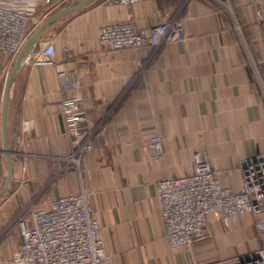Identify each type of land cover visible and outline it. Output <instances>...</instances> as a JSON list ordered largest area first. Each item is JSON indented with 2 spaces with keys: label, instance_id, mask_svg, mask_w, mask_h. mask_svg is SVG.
Returning a JSON list of instances; mask_svg holds the SVG:
<instances>
[{
  "label": "crops",
  "instance_id": "obj_1",
  "mask_svg": "<svg viewBox=\"0 0 264 264\" xmlns=\"http://www.w3.org/2000/svg\"><path fill=\"white\" fill-rule=\"evenodd\" d=\"M36 1L42 11L44 0ZM69 5L51 9L44 20ZM177 19L183 41L117 51L98 42L105 24L133 20L150 28ZM49 43L56 66H35L33 57ZM17 56L0 55V190L8 176L6 156L12 160L0 196V264L19 247V236L7 229L24 204L43 208L82 188L100 223L107 264H210L262 246L251 214L227 227L211 213V236L192 246L193 256L187 247H171L157 187L192 174L201 155L219 184L238 192L244 161L264 155V23L250 0H91L62 16L44 30L10 83L6 152L3 99ZM62 71L74 72L81 83L86 120L79 140L95 135L82 174L57 178L52 158L76 149L62 112L70 95ZM156 135L163 140L161 160L148 150Z\"/></svg>",
  "mask_w": 264,
  "mask_h": 264
},
{
  "label": "built area",
  "instance_id": "obj_2",
  "mask_svg": "<svg viewBox=\"0 0 264 264\" xmlns=\"http://www.w3.org/2000/svg\"><path fill=\"white\" fill-rule=\"evenodd\" d=\"M54 0H44L50 5ZM77 0H66L73 4ZM136 4L139 0H120ZM258 21L264 23V0H250ZM36 0H0V55L15 57L29 36L31 22L39 23ZM185 30L181 20L162 23L150 28H138L133 20L102 25L98 42L106 49L117 51L142 47L157 48L165 43L183 41ZM35 66H56V51L52 43L43 46L33 57ZM76 73V72H75ZM59 76L70 95L62 103L67 132L74 136L76 149L60 164L56 173L74 169L82 174V158L94 146L95 133L79 140L86 120L83 95L78 75L62 71ZM100 130L101 127H99ZM148 150L150 158L165 156L163 140L154 136ZM243 184L235 192L223 188L214 175L210 163L201 155L195 157L192 174L167 178L157 183L160 213L165 236L171 247L188 249L211 236L208 215L214 213L229 227L244 214L255 218V227L262 246L247 255L219 260L210 264H264V155L244 161ZM19 247L5 264H107L109 255L101 236L100 223L95 216L87 189L64 197L49 199L43 208H32L17 222Z\"/></svg>",
  "mask_w": 264,
  "mask_h": 264
},
{
  "label": "water",
  "instance_id": "obj_3",
  "mask_svg": "<svg viewBox=\"0 0 264 264\" xmlns=\"http://www.w3.org/2000/svg\"><path fill=\"white\" fill-rule=\"evenodd\" d=\"M91 0H77L73 4H70L68 7L59 10L50 16H48L36 29L35 31L28 37L24 45L22 46L21 50L19 51V54L16 58L15 64L8 74L6 84H5V91H4V101H3V109H2V126H3V141H4V148L6 152H9L8 149V142H7V114H8V100H9V87L10 83L13 79V77L16 75L20 67L24 64V62L27 60V55L30 52V50L36 45L38 40L40 39L41 34L44 32V30L54 23L56 20L61 18L62 16L66 15L69 12H72L74 10H78L81 7H83L85 4H87ZM8 161V176L6 183L4 187L0 190V196L7 190L8 185L11 180L12 175V160L10 154L7 156Z\"/></svg>",
  "mask_w": 264,
  "mask_h": 264
},
{
  "label": "rangeland",
  "instance_id": "obj_4",
  "mask_svg": "<svg viewBox=\"0 0 264 264\" xmlns=\"http://www.w3.org/2000/svg\"><path fill=\"white\" fill-rule=\"evenodd\" d=\"M65 4H67L66 3V0H54L53 1V3L52 4H50V5H45V7L42 9V11L41 10H39L38 11V13H39V23L42 21V20H44V18L45 17H43L44 16V14H46L48 11L50 12V10L51 9H54V8H56L57 6L59 7L60 5L61 6H64ZM38 23V24H39ZM38 24L36 25V26H34V23L33 22H31V24L29 25V31L30 30H32L33 29V27H37L38 26ZM35 28L33 29V31L32 32H34V30H35ZM31 34V33H30ZM29 37V36H28ZM68 157V156H67ZM52 162H53V164L56 166V171H54L53 172V176H54V174H55V176H56V173H58V171H59V169H60V164H62V165H66L67 164V158H66V161H61L60 159H56V158H52ZM67 171H71V172H74V169L72 170V169H70V170H67ZM67 171H65V172H63L62 174H65V173H67ZM61 174V175H62ZM60 175V176H61ZM59 176V177H60ZM55 178V177H54ZM58 178V177H57ZM2 203V202H1ZM33 205H35V204H33V203H28V204H24L20 209H19V215L18 214H16V217H15V219H13L11 222H12V224L10 225V227H8V229H7V231L9 232V231H11L13 234H15L16 236L18 235L19 236V232H18V228H17V222H18V220H19V218L21 217V215H23V214H25V213H27L28 211H30V209H32L33 208ZM194 248H190V249H188V250H186L187 251V254L188 255H191V256H193L192 254L193 253H195V251L193 250ZM108 255H109V253H108ZM109 260V259H108ZM6 262V261H5ZM5 264V263H4ZM154 264H158V263H154Z\"/></svg>",
  "mask_w": 264,
  "mask_h": 264
}]
</instances>
